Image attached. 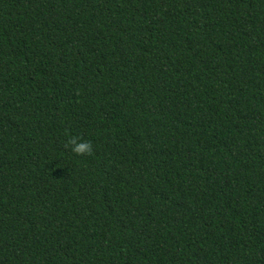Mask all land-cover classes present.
Instances as JSON below:
<instances>
[{
  "label": "trees",
  "instance_id": "trees-1",
  "mask_svg": "<svg viewBox=\"0 0 264 264\" xmlns=\"http://www.w3.org/2000/svg\"><path fill=\"white\" fill-rule=\"evenodd\" d=\"M0 264H264V0H0Z\"/></svg>",
  "mask_w": 264,
  "mask_h": 264
},
{
  "label": "clouds",
  "instance_id": "clouds-1",
  "mask_svg": "<svg viewBox=\"0 0 264 264\" xmlns=\"http://www.w3.org/2000/svg\"><path fill=\"white\" fill-rule=\"evenodd\" d=\"M68 143L71 145V151L77 155L91 153L92 151V145L88 141L70 137Z\"/></svg>",
  "mask_w": 264,
  "mask_h": 264
}]
</instances>
